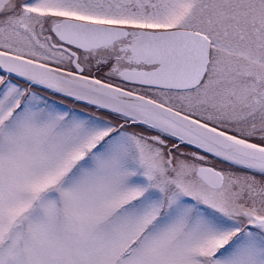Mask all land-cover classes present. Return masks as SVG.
<instances>
[{"label": "snow or ice", "instance_id": "6c2138e0", "mask_svg": "<svg viewBox=\"0 0 264 264\" xmlns=\"http://www.w3.org/2000/svg\"><path fill=\"white\" fill-rule=\"evenodd\" d=\"M0 264H264V0H0Z\"/></svg>", "mask_w": 264, "mask_h": 264}]
</instances>
